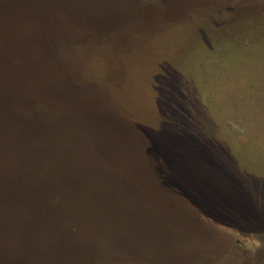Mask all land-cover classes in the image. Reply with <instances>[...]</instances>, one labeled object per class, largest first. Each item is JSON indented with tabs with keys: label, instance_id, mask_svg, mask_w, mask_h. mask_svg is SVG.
<instances>
[{
	"label": "rangeland",
	"instance_id": "rangeland-1",
	"mask_svg": "<svg viewBox=\"0 0 264 264\" xmlns=\"http://www.w3.org/2000/svg\"><path fill=\"white\" fill-rule=\"evenodd\" d=\"M110 10L62 47L58 75L118 118L121 155L152 181L153 249L164 264H264V0Z\"/></svg>",
	"mask_w": 264,
	"mask_h": 264
},
{
	"label": "trees",
	"instance_id": "trees-1",
	"mask_svg": "<svg viewBox=\"0 0 264 264\" xmlns=\"http://www.w3.org/2000/svg\"><path fill=\"white\" fill-rule=\"evenodd\" d=\"M125 1L0 0V264L169 257L152 247V181L121 155L114 117L58 75L62 47Z\"/></svg>",
	"mask_w": 264,
	"mask_h": 264
}]
</instances>
